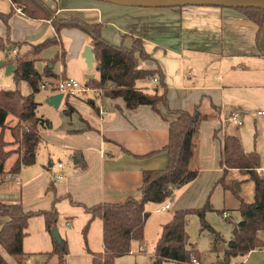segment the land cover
<instances>
[{"label": "crops", "instance_id": "obj_1", "mask_svg": "<svg viewBox=\"0 0 264 264\" xmlns=\"http://www.w3.org/2000/svg\"><path fill=\"white\" fill-rule=\"evenodd\" d=\"M42 1L58 18L77 17L89 23H101L102 37L114 45L130 47L134 39L141 40L149 58L143 59L135 53L136 68L163 74L168 107L192 112L197 106L200 111L198 138L190 155V164L198 169V174L173 191L166 201L169 203L166 210L157 211L163 203L145 205L149 215L144 232H150L158 239L162 226L174 211L199 208L204 204L208 189L216 184L215 179L223 172L219 158L225 135L237 136L244 152L256 151L260 155L257 139L253 147H245L239 130L243 123L236 125L229 119V113L237 111L242 121L241 113L246 108L255 109L257 130L258 122L264 126V114L258 113L264 111V20L260 28L236 9L215 6L143 8L96 0ZM17 8L10 0H0L2 13L13 9L8 27L0 20L1 38L35 45L57 36L50 20L28 18ZM56 45L57 53L60 55L64 51L68 62L59 65L64 67L61 70L52 72L57 78L61 73L69 77L70 63L73 64L72 73L79 77L81 73L73 69L88 68L82 52L89 45V37L77 28H63ZM19 50L29 53L27 45ZM47 50L36 56L40 58L36 59L35 65L39 73L44 71L49 60L48 55L45 56ZM8 54L13 57L15 53L11 50ZM5 59L6 51L2 50L0 66ZM6 69L12 75L14 65ZM92 76L98 78V73ZM157 85L152 78L135 82L137 88L147 92H153ZM53 94L56 93L52 91ZM63 100L58 109L62 108ZM64 101L62 111L50 112L46 118L36 114L49 120L50 126L41 127L39 131L35 162L12 172L17 157L7 158L5 174L0 181V201L20 202L25 211L35 212L50 209L57 198L56 228L68 245L65 264H91V253L103 251L102 221L98 217L92 218L85 206L120 203L128 197L140 198L143 171L163 169L167 165V153L163 148L168 143L169 122L174 116L162 105L158 106V111L149 105L128 109L122 97L107 98L94 89ZM66 104L73 108L69 114L64 112ZM74 151L82 154L85 169L76 170ZM57 163L63 164L60 180L52 177ZM258 169L263 172L264 167ZM246 177L250 179V174L230 169L225 177L227 189L216 184L223 199L230 198L233 194L231 186L234 188L235 183L240 186ZM238 206L239 202L236 210ZM222 207L219 212L226 213V219L230 218L224 200ZM8 220V217L0 216V228ZM87 223L84 239L82 231ZM26 231L22 243L24 264H56L54 257H47L52 250V239L46 231L43 216L29 217ZM260 235H264V230ZM230 239L231 235L224 241L223 249L216 246L213 261L221 259L217 252L221 254L229 248ZM139 242L133 240L131 243L135 246ZM140 246L138 244V248ZM193 248L196 249L189 242L188 249ZM255 250L264 248L250 252ZM2 256L10 261L7 256Z\"/></svg>", "mask_w": 264, "mask_h": 264}, {"label": "trees", "instance_id": "obj_2", "mask_svg": "<svg viewBox=\"0 0 264 264\" xmlns=\"http://www.w3.org/2000/svg\"><path fill=\"white\" fill-rule=\"evenodd\" d=\"M22 8L23 13L31 19H47L53 25L56 37L46 39L42 43L30 45L27 42L15 43L9 37H0V49L6 51L4 63L13 64V81L19 84L27 81L32 87V93L22 95L19 89H0V136L6 128L8 115L16 117L17 123L12 130L14 139L21 143V155L11 167L12 172H18L21 167L35 162L36 148L40 141L39 131L41 127H49L50 121L36 115L37 103L34 93L39 90L42 75L35 68L36 56L52 44H57L59 32L63 28H77L89 37V45L94 55L95 69L98 79L86 80V85L98 88L107 98L122 97L128 109L140 105H149L158 111L162 105L167 112L175 118L169 122L168 143L163 150L167 153V165L163 169L144 170L141 196L139 199L128 197L120 203H103L86 207L85 210L92 218L98 217L102 221L103 251L91 253V264H114L117 257L128 254L131 242L141 240L144 233V224L149 215L145 205L151 203H164L169 200L173 191L180 186L192 181L198 174V169L190 164V155L198 138L200 125V111L198 107L190 112L186 110H172L168 107L167 86L162 73L154 70L136 68L134 54L138 53L141 58L147 59L141 40L134 39L130 47L114 45L105 40L101 35V23H89L77 17L58 18L54 10L50 9L42 0H10ZM246 17L255 22L260 28L264 20L263 8H235ZM13 13L11 9L7 13L0 12V20L8 27V20ZM9 29V28H8ZM23 45L29 47V53L20 52ZM11 46V49H8ZM15 49L13 57L9 52ZM8 54V55H7ZM65 52L62 51L56 57L64 63ZM57 59L50 60L44 68L43 75L46 77L57 76L52 72V64ZM157 77L158 85L153 92H147L135 86L140 79ZM60 77L64 78L63 73ZM73 108L66 104L64 112L69 114ZM0 145V181L5 174V163L10 152L3 151ZM73 162L76 170H83L86 163L79 151L73 152ZM260 158L256 151L244 152L240 140L235 135H225L220 150L219 165L222 175L217 183L225 189V177L230 169H238L250 174L254 182V198L252 202L244 201L234 190L233 194L238 198L241 219L232 223L231 239L229 248L223 251L221 259L212 264H230L234 257H245L250 251L264 248V238L260 232L264 230V179L255 174L260 166ZM53 205L50 209L39 211H25L20 202L4 203L0 201V216L8 217L9 220L0 228V246L12 257L16 264H23L25 254L22 249L23 238L26 236L27 219L34 215L44 218L46 231L52 239V250L47 254L48 258L54 257L56 264H65L68 255V245L64 237L58 243L52 237V230L56 228L58 211ZM212 210L209 198L199 208L181 209L172 213L170 220L162 226L157 239L152 264H162L163 261H174L179 264L188 263L191 258L200 257L196 249H188V235L186 233L187 216L196 214L201 222V230L208 229L214 233L213 251L215 244L221 240L220 235L212 229L205 220V213ZM89 224L84 227L82 233L85 239ZM0 264H9L0 254Z\"/></svg>", "mask_w": 264, "mask_h": 264}, {"label": "rangeland", "instance_id": "obj_3", "mask_svg": "<svg viewBox=\"0 0 264 264\" xmlns=\"http://www.w3.org/2000/svg\"><path fill=\"white\" fill-rule=\"evenodd\" d=\"M18 6V5H17ZM18 8H22L18 6ZM2 12V11H0ZM4 13V12H3ZM61 34V31L59 32V35ZM47 53H45V56L49 57V60L57 59L56 57H59V53H57L58 47L56 44H52L49 46ZM44 50V49H43ZM0 51H2L0 49ZM23 52V50H22ZM47 54V55H46ZM10 57V56H9ZM67 58V57H66ZM64 57V63L66 64L67 59ZM6 60V59H5ZM37 60H40V58H37ZM5 62V61H4ZM46 63V65H47ZM62 62L57 59L52 64V70H58V68H64L63 65L61 67L59 66ZM11 64L3 63L0 66V89H19L20 93L22 95H29L32 93V87L29 82L27 81H21L19 84H16L13 81L11 72L9 73L6 68L9 67ZM13 65V64H12ZM36 65V61L34 63ZM68 65V63H67ZM69 74L68 76H74L73 78L79 81L80 83L84 84L87 80V75H95L97 76V71L95 69V64H93V67L91 70H89L87 67L85 70H82L80 67L79 69L75 68L73 71H77L81 73L79 77H76L74 73H72L71 68L73 67V64L69 63ZM36 68V67H35ZM45 68V67H44ZM59 70V71H60ZM42 75L41 80H45L46 76L43 75V72L40 73ZM95 79H98L95 77ZM39 84V83H38ZM52 95V91L50 88H47L45 90L39 89L37 92L34 93V100L37 103L36 108V114L38 116L43 117H49L47 116L50 112H58V110L62 111L64 100L61 103L62 108H54L53 106L49 105L46 100ZM227 115V114H226ZM226 115H223L225 118ZM242 123L243 125L240 127V133L242 134L245 147L250 148V146L253 147L254 140L259 143L260 149L257 150L259 152L260 156V166L264 167V126L261 125V122H258V130L256 128L255 118L256 110H250L246 108L242 113ZM175 118V117H174ZM17 123L16 117L12 115H8L6 119V128L3 129L0 136V145L2 146L3 151L10 152L11 156H15L18 158V156L21 155L22 146L17 139L12 136V130L15 128ZM234 127V125H232ZM12 138V139H11ZM11 139V142L8 140ZM253 149V148H252ZM255 170V174L264 179V170ZM243 172V171H242ZM205 175V172L203 173ZM222 174H220L216 179L215 182L217 184L218 179L221 177ZM205 180V176L202 177V181ZM213 183L210 188L208 189V192L206 194V198L204 201H206L207 198H209L210 204L212 205V210H208L205 213V220L208 223V225L214 229L215 232H217L221 240L217 241L215 244V247L223 249L225 246L224 241H228L231 235V226L232 223L237 222L240 219V212L236 210L237 204H238V198L232 194L230 198L226 197L223 199L221 189ZM240 190L237 191V194L246 202H252L253 198V190L254 186L250 179L246 177V181L241 182L240 184ZM235 188V186H234ZM233 186H231L232 192L236 189H234ZM225 204L226 211L229 212L230 218L226 219L219 210H222V204ZM166 214H163L165 216ZM186 233L188 235L189 242L195 246V248L200 252L201 258L198 257L201 263H207L212 264L213 259L216 257V253L213 251V240H214V233L208 229L201 230V222L199 217L196 214H189L187 218L186 223ZM262 238H264V235H261ZM157 238L152 237V233L150 235V232L143 233V238L140 240L139 243H136L134 246L133 243H131V250L133 251V254H126L122 257L118 258L116 261H114L115 264H152L153 257H154V251L156 246ZM138 244L143 247V251L139 252L137 250ZM0 254L7 256L8 260H10L9 264H16L15 261L12 259L11 256H9L3 248L0 246ZM223 252L219 254L217 252V257H221ZM25 262V261H24ZM235 262H242V264H264V250H255L253 252H250L247 256L245 255L244 258L241 257H234L230 259V264H234ZM24 264V263H23ZM81 264V263H80ZM162 264H179L174 261H163Z\"/></svg>", "mask_w": 264, "mask_h": 264}, {"label": "water", "instance_id": "obj_4", "mask_svg": "<svg viewBox=\"0 0 264 264\" xmlns=\"http://www.w3.org/2000/svg\"><path fill=\"white\" fill-rule=\"evenodd\" d=\"M114 4H120L131 7H143V8H174V7H184V6H215V7H225V8H263L264 0H96ZM11 49V46H8ZM82 57L85 60L88 68L92 67L94 62V55L92 47L86 45L82 52ZM87 78H93L92 75H88ZM62 93H56L51 95L46 102L58 108L60 101L62 100ZM235 188L238 190V184H234ZM52 237L59 243L61 241L60 234L57 228L52 230Z\"/></svg>", "mask_w": 264, "mask_h": 264}, {"label": "built area", "instance_id": "obj_5", "mask_svg": "<svg viewBox=\"0 0 264 264\" xmlns=\"http://www.w3.org/2000/svg\"><path fill=\"white\" fill-rule=\"evenodd\" d=\"M17 10L21 11L20 8H17ZM12 52L16 53L15 49H13ZM45 78H46L45 80L40 81L38 88L41 90H45L47 88H50L55 93H62V96H63L62 98H64V99L70 98V97H75L77 94L84 93L86 91H90L91 89H94V90L102 93L101 89L91 88V87L87 86L86 84H82V83L78 82L74 78H70V77H64V78H62V77H58V78L45 77ZM152 80L154 83H158V79L156 76L153 77ZM258 113L264 114V111H260ZM229 119L232 120L238 126H240L242 124V121L239 118V114L235 110H232L229 113ZM56 166H57V170L52 173V177L54 180H60L63 178V174L61 172V168H62L63 164L57 163ZM257 170H259V169L257 168L256 171ZM167 208H169V203L165 202L157 209V211L166 210ZM223 216L226 217L227 214L223 213ZM138 251L139 252L143 251V247L140 246L138 248ZM128 253L133 254L131 247H130V250ZM242 258H244V257H242ZM186 264H206V263H201L197 257L193 256L191 258V260ZM234 264H242V262H235Z\"/></svg>", "mask_w": 264, "mask_h": 264}]
</instances>
